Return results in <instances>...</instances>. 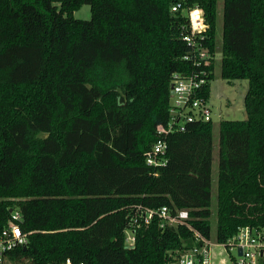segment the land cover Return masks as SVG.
Returning a JSON list of instances; mask_svg holds the SVG:
<instances>
[{
	"label": "trees",
	"instance_id": "obj_1",
	"mask_svg": "<svg viewBox=\"0 0 264 264\" xmlns=\"http://www.w3.org/2000/svg\"><path fill=\"white\" fill-rule=\"evenodd\" d=\"M177 2L204 11L221 77L249 83L247 120L219 126L216 238L264 229V0H223L219 52V0H0V230L18 211L28 235L14 264H173L194 231L211 237L213 121L170 135L165 167L145 158L174 76L194 69ZM85 5L90 21L74 17ZM163 207L193 230L145 224Z\"/></svg>",
	"mask_w": 264,
	"mask_h": 264
},
{
	"label": "built area",
	"instance_id": "obj_2",
	"mask_svg": "<svg viewBox=\"0 0 264 264\" xmlns=\"http://www.w3.org/2000/svg\"><path fill=\"white\" fill-rule=\"evenodd\" d=\"M183 9L182 2L172 6L174 13ZM185 11L188 26L183 40L191 49V53L185 56L184 60L191 62L194 69L187 74L179 73L174 76L171 86L173 104L170 106V119L167 125L158 127L156 143L145 154L147 165L154 169L167 165V140L170 135L185 132L188 125L193 123L213 121L212 108L209 101L203 97V90L209 83L210 68L215 67L218 61V57L212 55L208 44L210 25L201 8L193 7ZM141 216L145 224H149L150 219L157 216L161 219L162 228L184 226L193 230L190 225L191 216L187 210L172 215L166 207L158 211L146 209ZM21 222L22 215L18 211H12L8 225L0 230V264H6L11 253L28 245V235L23 233ZM137 223L138 221L134 220V224ZM126 233H130L126 240L127 246L132 247L135 244L133 230L129 229ZM193 233L194 245L179 253L173 264H215L216 249H221L222 252L219 254L227 253V259L232 264H264V229L241 228L234 238L226 242H219L217 238L213 239L212 235L208 238L200 232ZM226 263V259L221 261V264ZM58 264L83 263L66 259Z\"/></svg>",
	"mask_w": 264,
	"mask_h": 264
},
{
	"label": "rangeland",
	"instance_id": "obj_3",
	"mask_svg": "<svg viewBox=\"0 0 264 264\" xmlns=\"http://www.w3.org/2000/svg\"><path fill=\"white\" fill-rule=\"evenodd\" d=\"M90 6L85 5L79 11L74 13L78 20H91ZM217 51L222 49L223 36V0L218 4V22H217ZM218 61L215 65V79L211 82V96L209 104L212 108L214 123V153H213V189H212V238H216L217 230V197H218V168H219V126L222 121H245L247 114L245 111L244 100L248 91L249 83L247 80H236L228 82L221 77V60L220 53L217 55ZM130 236V233L126 234ZM217 257L215 264H221L223 259L227 260L226 264H232L227 259V253H221V249H216ZM6 264H14L10 259Z\"/></svg>",
	"mask_w": 264,
	"mask_h": 264
},
{
	"label": "water",
	"instance_id": "obj_4",
	"mask_svg": "<svg viewBox=\"0 0 264 264\" xmlns=\"http://www.w3.org/2000/svg\"><path fill=\"white\" fill-rule=\"evenodd\" d=\"M172 94H173V92L171 91V96H172ZM170 106L173 104V100H172V98L170 99Z\"/></svg>",
	"mask_w": 264,
	"mask_h": 264
}]
</instances>
